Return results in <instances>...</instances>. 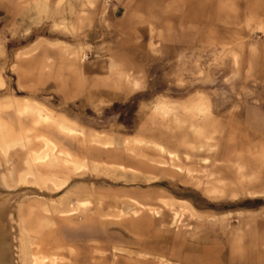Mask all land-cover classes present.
I'll use <instances>...</instances> for the list:
<instances>
[{"label": "rangeland", "instance_id": "374dc122", "mask_svg": "<svg viewBox=\"0 0 264 264\" xmlns=\"http://www.w3.org/2000/svg\"><path fill=\"white\" fill-rule=\"evenodd\" d=\"M111 8L0 0V209L14 262L264 264L259 36L249 22L230 39L239 32L217 22L209 38L207 7L195 31L192 6L182 18L169 8L171 23L159 6L154 17L143 5Z\"/></svg>", "mask_w": 264, "mask_h": 264}, {"label": "crops", "instance_id": "0c3cea01", "mask_svg": "<svg viewBox=\"0 0 264 264\" xmlns=\"http://www.w3.org/2000/svg\"><path fill=\"white\" fill-rule=\"evenodd\" d=\"M77 3L85 8L87 11L88 8L95 7L96 9L99 7H103L106 3V5H111V10H116V8L120 6H131V5H143L146 8L145 15H149V17H154L156 14L153 8L161 7L166 9V11H162V16L165 18H161L160 21H163L165 23H171L174 21V19L168 15V13H172V11L169 10V8H179V11L173 12L174 17L175 15H179L182 18V14L185 11L186 7L192 6V29L195 31L197 28H199L200 19H201V7L205 8L207 7V12L202 17H205L207 19V33L209 35V38H215V32L217 30L216 23L218 22L223 23V29L226 33L227 31L234 34L235 32H239V36H234L230 39L235 38H243L242 36L245 34V31H247V24L250 22V28L254 29V32L257 33L256 36H259V40H261L260 48L261 52L264 55V0H76ZM204 11V10H203ZM158 21V19H150L151 22ZM176 20V19H175ZM227 36V35H226ZM226 38V37H225ZM78 53V52H77ZM99 133H105V132H99ZM107 135L111 136L110 134L106 133ZM112 137V136H111ZM143 144V143H142ZM112 145V144H110ZM105 145V146H110ZM104 146V145H100ZM206 192L210 196L214 197H220L221 195H215L213 193H209L207 189L205 188ZM101 196V200L103 201L104 196L102 194H97L93 196L92 202L95 205L96 213L99 214V220L103 218L106 215H109V211L101 208L102 201H100L99 204L94 203L97 198ZM233 196V195H232ZM83 199V198H82ZM166 200V199H165ZM83 201H90V199H84ZM182 203H180L179 206L183 207L186 210H195V207L191 201L188 199H182L180 200ZM91 202V201H90ZM91 202V203H92ZM164 203L168 205H173V200H166ZM103 210V211H102ZM101 211V212H100ZM99 212V213H98ZM101 215V216H100ZM114 215L119 216V213H114Z\"/></svg>", "mask_w": 264, "mask_h": 264}, {"label": "bare ground", "instance_id": "6f19581e", "mask_svg": "<svg viewBox=\"0 0 264 264\" xmlns=\"http://www.w3.org/2000/svg\"><path fill=\"white\" fill-rule=\"evenodd\" d=\"M33 51V50H32ZM32 51H29V52H32ZM75 58L77 60H81V56L78 54V53H75L74 54ZM74 58V60H76ZM17 106V105H16ZM21 106V105H19ZM20 111V110H19ZM39 119V118H38ZM37 120V119H36ZM1 125H0V132H2L1 130ZM63 128H67V126H64ZM69 130V129H68ZM81 136L82 138H84L85 141L89 142V143H96V144H99V145H110V144H113V138L109 135H107L106 133H99V132H83V130H78L77 131ZM8 141H6V139L4 138V136L0 133V149L1 150H6L7 147H8ZM49 155V154H48ZM54 157V156H52ZM55 158V157H54ZM52 159V158H51ZM75 166H78L80 167V165L78 164V162L75 163ZM36 168V167H35ZM32 169V168H31ZM30 169V170H31ZM3 171L4 168L3 166L0 164V184L3 183L2 181V174H3ZM187 172V171H186ZM190 173V171L188 172ZM44 175H47V174H44ZM57 176V175H56ZM26 178V177H25ZM46 183V182H45ZM219 184V183H218ZM41 185V184H39ZM221 185V184H220ZM60 187V186H59ZM223 187V186H222ZM206 189L209 193H213L215 195H222L223 194V188H221V186H218L214 183H208L207 186H206ZM100 196V195H98ZM67 197V196H66ZM92 198V197H91ZM101 196L99 198H97V200L94 202L97 204L100 203V201H102L101 199ZM50 203V202H49ZM66 203V202H65ZM91 202L90 201H77V203L75 204L74 207L71 208V211L72 210H78V209H81L83 208V206L87 205V204H90ZM53 205V204H51ZM60 205V203H59ZM64 205V204H62ZM66 205V204H65ZM45 206V205H44ZM47 206V205H46ZM50 206V205H49ZM56 206V205H55ZM58 206V205H57ZM97 206V205H95ZM59 207V206H58ZM69 207V206H68ZM43 208V207H42ZM51 208V207H50ZM55 209V208H54ZM69 209V208H68ZM44 210V209H43ZM53 210V209H52ZM58 209H56L57 211ZM103 211V210H102ZM9 212V211H8ZM7 209H3L1 210L0 209V264H17L16 262H14V253H15V249L17 247V242L14 238V232L13 230L11 229V226H10V222L7 218ZM49 212V211H48ZM52 212V211H51ZM61 212V211H59ZM101 212V211H100ZM105 212V211H103ZM46 213V212H45ZM55 213V212H54ZM99 213V212H98ZM69 214V213H67ZM99 216V214H98ZM101 216V215H100ZM44 224V223H43ZM26 243V242H25ZM20 246V245H19ZM24 248V247H23ZM24 250V249H23ZM21 251V250H20ZM22 253V252H21ZM25 255H23L24 257ZM25 260V259H24ZM24 260H23V263H24ZM22 263V264H23ZM32 264H36L35 262H33Z\"/></svg>", "mask_w": 264, "mask_h": 264}]
</instances>
